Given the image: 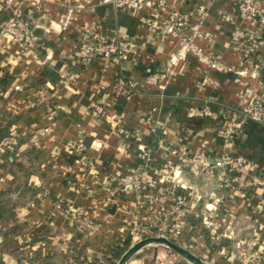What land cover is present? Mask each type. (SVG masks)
I'll use <instances>...</instances> for the list:
<instances>
[{"label": "crops", "instance_id": "obj_1", "mask_svg": "<svg viewBox=\"0 0 264 264\" xmlns=\"http://www.w3.org/2000/svg\"><path fill=\"white\" fill-rule=\"evenodd\" d=\"M143 2L130 8L114 0H0V264H105L128 238L137 241L133 231L146 225L147 213L170 209L179 197L187 224L178 244L208 264H264V188L233 189L217 169L195 175L180 167L177 153L185 147L213 159L244 155V181L264 172V122H245L232 146L223 138L227 117L249 100L264 102V23L242 14L238 0ZM169 10L190 21L205 13L194 42L224 69L193 52L179 58L178 38L149 27L156 13ZM14 11L33 16L34 51L3 35ZM240 30L261 43L249 58L237 46ZM93 31L134 38L138 46L121 59L84 61ZM119 80L136 81L138 90L114 94ZM96 102L105 104V115L90 113ZM50 124L31 141L35 127ZM72 142L81 147L70 148ZM141 143L152 149L146 181L136 192L113 191L140 163ZM77 213L92 226L79 227ZM126 264L178 260L146 246Z\"/></svg>", "mask_w": 264, "mask_h": 264}, {"label": "built area", "instance_id": "obj_2", "mask_svg": "<svg viewBox=\"0 0 264 264\" xmlns=\"http://www.w3.org/2000/svg\"><path fill=\"white\" fill-rule=\"evenodd\" d=\"M116 4L127 6L130 8H139L145 4L143 0H114ZM163 2H160L157 9H161ZM239 11L253 19H258L264 23V6L259 0H238ZM156 18L149 20L148 25L154 31H162L178 38L180 42L178 57L182 58L188 53L193 52L203 55L212 67L224 69V66L213 59L210 55L203 52L195 44V39L202 35V27L205 23V13L202 11L201 15L195 20L190 21L187 16L177 10H169L164 16L161 13H156ZM34 18L30 14H24L21 11H14L13 14L2 25V33L5 37L19 42L26 48L35 50L37 46V37L34 34ZM239 41L238 49L245 58L253 56L260 49V40L255 33L240 30L238 31ZM138 46L134 38H116L108 39L103 37L99 32L93 31L86 36L83 45V60L87 61L95 56H102L106 59L117 58L121 59L127 56L131 51ZM138 84L134 80L121 81L114 84V94H120L130 91H137ZM104 103L96 102L91 104L90 113L95 117L105 115ZM204 115H210V112L205 109L202 112ZM53 114V113H52ZM264 122V102L261 99L249 100L245 106L236 114L227 117L223 122V138L225 146H232L234 144V135L236 131L243 127L247 121ZM52 130V124L42 127H35L31 132V141L38 142L42 134L48 133ZM120 132L127 134L123 128ZM12 137L8 142L13 141ZM70 148H79L81 144L72 142L69 144ZM140 163L130 169L119 179V187L113 191H122L125 193L138 191L142 183L146 181L147 164L150 160L152 149L146 144H138L137 146ZM180 167L186 168L189 172L197 175L204 172L213 173L215 169L218 170L221 180L226 181V185L235 189L247 188H264V172H258L251 176L247 181L242 180L239 174L249 164V160L244 155H232L229 152H224L218 158L213 159L203 153H192L185 147L180 148L179 152ZM171 163V162H169ZM171 164H166L162 169L166 175ZM239 173V174H238ZM152 185V184H151ZM114 193V192H113ZM259 210L264 211V198L259 204ZM187 207L184 198H176L170 209L164 206L160 207L158 213H147L143 218L145 226L143 228H135L133 234L138 239L139 234L152 226H157L160 235L171 236L176 238L182 235L186 228ZM136 220H139L136 218ZM75 221L81 228L92 226L85 216L77 213ZM257 254L255 258H259Z\"/></svg>", "mask_w": 264, "mask_h": 264}, {"label": "water", "instance_id": "obj_3", "mask_svg": "<svg viewBox=\"0 0 264 264\" xmlns=\"http://www.w3.org/2000/svg\"><path fill=\"white\" fill-rule=\"evenodd\" d=\"M151 245H163L174 251L190 264H208L188 248L178 244L164 235L147 236L137 240L122 253L116 264H126L135 253H137L142 248Z\"/></svg>", "mask_w": 264, "mask_h": 264}, {"label": "rangeland", "instance_id": "obj_4", "mask_svg": "<svg viewBox=\"0 0 264 264\" xmlns=\"http://www.w3.org/2000/svg\"><path fill=\"white\" fill-rule=\"evenodd\" d=\"M149 229L150 228H147L146 230H145V232H144V234L143 233H140L139 234V238L141 239V238H144V237H147V236H160V233L158 232V230H157V233H151L150 231H149ZM169 239H171V240H173V241H175L176 242V240L174 239V238H172L171 236H167ZM137 240H139V239H137ZM151 246H157V247H161V248H165V249H167V250H170L169 248H167V247H165V246H163V245H151ZM185 247V246H184ZM170 252H171V254L173 255V256H176V258H177V260H178V264H190V263H188L185 259H183L181 256H179L178 254H176L174 251H172V250H170Z\"/></svg>", "mask_w": 264, "mask_h": 264}, {"label": "trees", "instance_id": "obj_5", "mask_svg": "<svg viewBox=\"0 0 264 264\" xmlns=\"http://www.w3.org/2000/svg\"><path fill=\"white\" fill-rule=\"evenodd\" d=\"M131 244V239L128 238L122 246H119L114 253L112 254V257L109 258L105 264H116L122 253L130 246ZM94 264H102L98 261H95Z\"/></svg>", "mask_w": 264, "mask_h": 264}]
</instances>
